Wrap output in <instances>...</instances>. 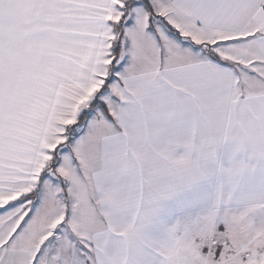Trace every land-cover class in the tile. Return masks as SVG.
<instances>
[{"label": "snow or ice", "instance_id": "1", "mask_svg": "<svg viewBox=\"0 0 264 264\" xmlns=\"http://www.w3.org/2000/svg\"><path fill=\"white\" fill-rule=\"evenodd\" d=\"M0 264H264V0H0Z\"/></svg>", "mask_w": 264, "mask_h": 264}]
</instances>
